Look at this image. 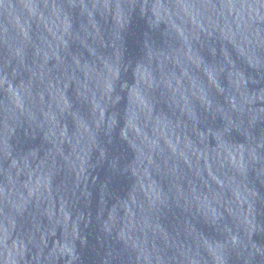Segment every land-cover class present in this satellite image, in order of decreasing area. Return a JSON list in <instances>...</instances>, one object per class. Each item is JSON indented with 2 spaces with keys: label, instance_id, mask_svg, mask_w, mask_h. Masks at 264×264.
Masks as SVG:
<instances>
[{
  "label": "water",
  "instance_id": "1",
  "mask_svg": "<svg viewBox=\"0 0 264 264\" xmlns=\"http://www.w3.org/2000/svg\"><path fill=\"white\" fill-rule=\"evenodd\" d=\"M0 264H264V0H0Z\"/></svg>",
  "mask_w": 264,
  "mask_h": 264
}]
</instances>
